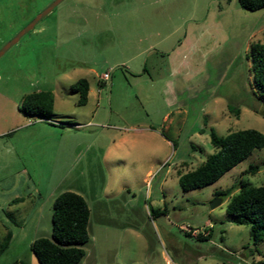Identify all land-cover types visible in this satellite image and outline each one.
Returning <instances> with one entry per match:
<instances>
[{"label":"rangeland","instance_id":"rangeland-1","mask_svg":"<svg viewBox=\"0 0 264 264\" xmlns=\"http://www.w3.org/2000/svg\"><path fill=\"white\" fill-rule=\"evenodd\" d=\"M53 1L0 0V49ZM32 29L0 56V208L24 203L6 215L11 240L0 264H38L31 243L51 238L52 203L65 191L90 211L78 264L264 259V233L254 243L250 225L233 223L228 200L215 197L264 184V148L211 185L184 191L178 181L215 152L209 132L264 134L250 53L264 43V9L237 0H64ZM80 78L92 92L84 106L71 89ZM37 92L52 94L51 117L26 112ZM251 165L259 170L245 173ZM4 234L0 221V243Z\"/></svg>","mask_w":264,"mask_h":264},{"label":"trees","instance_id":"trees-1","mask_svg":"<svg viewBox=\"0 0 264 264\" xmlns=\"http://www.w3.org/2000/svg\"><path fill=\"white\" fill-rule=\"evenodd\" d=\"M240 8L248 11L264 9V0H237ZM250 53L254 72V84L264 94V43L251 44ZM77 95L78 106H84L88 98L89 83L80 78L71 85ZM26 112L43 118L51 117L54 100L50 92H37L27 97ZM235 115L238 109L228 106ZM29 110V111H28ZM210 133V143L216 149L213 154L195 169L179 177V185L184 191H192L211 185L224 176L228 171L249 157L256 149L264 148V134L255 129H244L218 136ZM264 164V162H263ZM259 166H249L245 173H255ZM215 197L227 199L226 214L237 225H250V235L257 243L262 240L264 233V184L258 187L240 185L237 192L232 190L216 191ZM22 199L10 202L17 203ZM51 238L40 237L31 243V251L38 264H78L85 251L83 245L89 240L88 220L90 211L84 198L74 192L60 193L52 203ZM5 228V234L0 243V252L8 247L11 232ZM203 238L199 236V238ZM255 264H264V259Z\"/></svg>","mask_w":264,"mask_h":264},{"label":"water","instance_id":"water-1","mask_svg":"<svg viewBox=\"0 0 264 264\" xmlns=\"http://www.w3.org/2000/svg\"><path fill=\"white\" fill-rule=\"evenodd\" d=\"M64 0H54L52 4H49L44 10H42L39 14H37L29 23H27L11 40H9L1 49L0 56L7 52L12 46H14L25 34L29 31L33 30L32 28L44 18L47 14H49L57 5H59ZM220 203L219 198H215V200L211 203V207H215Z\"/></svg>","mask_w":264,"mask_h":264},{"label":"crops","instance_id":"crops-1","mask_svg":"<svg viewBox=\"0 0 264 264\" xmlns=\"http://www.w3.org/2000/svg\"><path fill=\"white\" fill-rule=\"evenodd\" d=\"M92 96V92L90 91V88H89V90H88V98H87V101H88V99L90 98ZM87 103V102H86ZM19 199H22V198H19ZM10 200H8L7 201V203H6V205H9V207H10ZM23 202V199L20 201V205L21 204H24V203H22ZM14 206H15V208L12 210H10V209H8V210H5L6 208L5 207H3V205H2V208H0V221L3 223V226H6V223H7V221H6V215L8 216H11V217H14V216H16V215H18V214H20V212H21V208L20 207H18V204H15L14 203Z\"/></svg>","mask_w":264,"mask_h":264},{"label":"built area","instance_id":"built-area-1","mask_svg":"<svg viewBox=\"0 0 264 264\" xmlns=\"http://www.w3.org/2000/svg\"><path fill=\"white\" fill-rule=\"evenodd\" d=\"M109 78V74L107 73H104L103 75H102V77H101V79H103V80H107Z\"/></svg>","mask_w":264,"mask_h":264}]
</instances>
